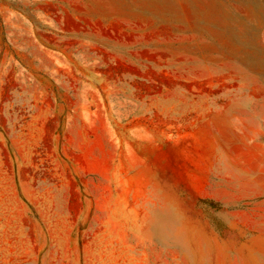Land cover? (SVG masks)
Segmentation results:
<instances>
[{"label":"rangeland","instance_id":"374dc122","mask_svg":"<svg viewBox=\"0 0 264 264\" xmlns=\"http://www.w3.org/2000/svg\"><path fill=\"white\" fill-rule=\"evenodd\" d=\"M263 70L264 0H0V264H264Z\"/></svg>","mask_w":264,"mask_h":264},{"label":"bare ground","instance_id":"6f19581e","mask_svg":"<svg viewBox=\"0 0 264 264\" xmlns=\"http://www.w3.org/2000/svg\"><path fill=\"white\" fill-rule=\"evenodd\" d=\"M222 3V2H221ZM223 4V3H222ZM184 9V8H183ZM192 10H193V8H191ZM187 10V9H186ZM191 10V11H192ZM185 11V10H184ZM195 11V10H194ZM200 11V10H199ZM213 11V10H212ZM186 12V11H185ZM185 12H184V14H185ZM196 13V12H195ZM195 13L193 14V15H195ZM200 13H202L201 11H200ZM192 14V13H191ZM199 14V13H198ZM198 14H197V16H198ZM203 14V13H202ZM191 16V15H190ZM199 16H200V14H199ZM173 17V16H172ZM175 17H177V16H175ZM195 17V16H194ZM204 17V15L202 16V18ZM189 18H191V17H189ZM201 18V19H202ZM205 18V17H204ZM206 19V18H205ZM204 19V20H205ZM207 19H208V17H207ZM200 20V19H199ZM172 21V20H171ZM196 21V20H195ZM207 21V20H206ZM197 22V21H196ZM199 22V21H198ZM240 44V43H239ZM240 46V45H239ZM238 46V47H239ZM241 48V47H240ZM248 48V47H247ZM235 49H236V47H235ZM239 50V49H238ZM238 50H236V51H238ZM244 50V49H243ZM250 50V49H249ZM232 51H235V50H233L232 49ZM246 51V50H245ZM239 52H240V50H239ZM247 52V51H246ZM226 53V52H225ZM238 53V52H237ZM242 53V52H241ZM240 53V54H241ZM223 54V53H222ZM239 54V53H238ZM235 55V54H234ZM242 55V54H241ZM226 57V56H225ZM237 57H239V56H237ZM246 57H247V55H246ZM240 58V57H239ZM243 58V57H242ZM228 60H230V59H228ZM230 63V62H229ZM238 64V63H237ZM236 66H238V65H236ZM243 66V65H242ZM259 66V65H258ZM260 66H261V64H260ZM246 67V66H245ZM256 67V66H255ZM237 68V67H236ZM240 68V67H239ZM244 68V67H243ZM258 68V67H257ZM249 69V68H248ZM260 69V68H259ZM244 70V69H243ZM245 71V70H244ZM264 71V70H263ZM236 72H237V70H236ZM258 72V71H257ZM260 72V71H259ZM258 72V73H259ZM243 73V72H242ZM262 75V74H261ZM260 75V76H261ZM240 76V75H239ZM237 77V76H236ZM241 78V77H240ZM250 78V77H249ZM246 79H248V78H246ZM245 80V79H244ZM175 219V214L173 213V212H167L166 214H164V215H162L161 213H159V212H155V214L152 216V220H151V224L154 226V229L153 230H151V233L152 234H154V233H160L161 235H163L164 237H166V238H168L169 237V224L173 221Z\"/></svg>","mask_w":264,"mask_h":264}]
</instances>
